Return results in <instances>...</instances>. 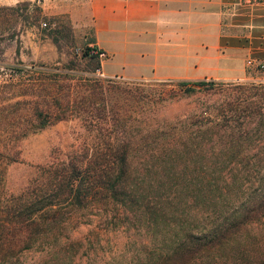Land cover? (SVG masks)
I'll use <instances>...</instances> for the list:
<instances>
[{
  "label": "rangeland",
  "instance_id": "374dc122",
  "mask_svg": "<svg viewBox=\"0 0 264 264\" xmlns=\"http://www.w3.org/2000/svg\"><path fill=\"white\" fill-rule=\"evenodd\" d=\"M78 1L0 0V85L10 78L6 66L21 63L27 68L44 65L49 71L71 67L68 72L76 76L127 83L142 93L141 101L150 92H161V97L141 102L142 110L149 107L152 114L135 116V130L143 132L147 124H171L180 140L190 132V151L181 144L177 151L176 168L186 178L179 185L183 193L174 202H163L178 205L179 214L190 206V213L180 215L171 226L149 229L142 219L105 217L111 205L102 214L99 208L76 211L58 235L35 241L29 248L16 245L13 223L3 225L8 210L35 194L46 165L79 154L98 140L78 118L30 129V97L15 95L20 88L17 79L16 89L0 87V239L1 246L12 252L7 264H156L155 258L174 236L183 240L191 231L200 238L202 231L224 227L230 215L246 216L253 206L254 216L221 244L198 253L190 264H264V214L258 206L264 199V81L217 80L185 92L176 84L181 79L108 76L103 73L106 58L97 57L100 67L95 69L96 60L84 55L91 46L76 33ZM125 65L131 72L146 70L143 64ZM23 126L28 131L19 136ZM133 157L140 167L146 155L139 151Z\"/></svg>",
  "mask_w": 264,
  "mask_h": 264
},
{
  "label": "trees",
  "instance_id": "16d2710c",
  "mask_svg": "<svg viewBox=\"0 0 264 264\" xmlns=\"http://www.w3.org/2000/svg\"><path fill=\"white\" fill-rule=\"evenodd\" d=\"M89 50H85L84 55L96 60L95 69H98L100 62ZM34 65L29 68L21 63L7 65L10 78L0 85L16 89L18 79L20 88L15 95L30 97L33 116L30 129L38 131L60 121L78 118L88 131L96 133L98 140L92 146L82 148L79 154L46 165L35 194L21 198L15 210H8L3 225L13 223L12 232H17L16 245L29 248L35 241L58 235L65 221L76 211L99 208L102 214L104 207L109 205L112 207H109L110 211L106 209L105 217L122 214L133 220L142 219L149 229L160 224L171 226L180 215H189L190 206H184L179 214L178 205L163 202H174L178 194L183 193L179 185L186 178L177 171L176 163L180 162L177 151L178 144L185 152L190 151V132L184 133L180 140L171 124H147L142 127L143 132L135 130L138 127L135 116L152 114L149 107L145 112L147 108L142 110L141 102L159 98L161 92H150L149 98L141 101L142 93H137V87H128L127 83L76 76L68 72L73 70L71 67L49 71L44 65ZM176 84L184 87L185 92H192L196 87L213 85V82L178 80ZM22 102L25 101H19ZM20 129L19 136L26 135L28 127ZM139 151L146 155L140 167L135 165L133 157ZM263 202L262 198L258 205L262 214ZM255 207L246 211V216L230 215L224 227H216L210 233L202 231L200 238H195L191 231L183 236V240L174 236L155 258L159 261L156 264H190L198 253L211 245L221 244L230 232L238 230L254 216ZM4 240L7 241L5 237ZM2 243L0 239V264H7L12 252L7 246H1Z\"/></svg>",
  "mask_w": 264,
  "mask_h": 264
},
{
  "label": "crops",
  "instance_id": "0c3cea01",
  "mask_svg": "<svg viewBox=\"0 0 264 264\" xmlns=\"http://www.w3.org/2000/svg\"><path fill=\"white\" fill-rule=\"evenodd\" d=\"M76 12V33L106 52L108 76L264 81L254 67L264 0H80ZM135 63L145 72L127 70Z\"/></svg>",
  "mask_w": 264,
  "mask_h": 264
},
{
  "label": "built area",
  "instance_id": "2783aa9c",
  "mask_svg": "<svg viewBox=\"0 0 264 264\" xmlns=\"http://www.w3.org/2000/svg\"><path fill=\"white\" fill-rule=\"evenodd\" d=\"M244 1L253 2L256 0H244ZM89 53L96 55L98 58H106L107 57V54L105 51L99 50V49L95 48L94 46H91ZM252 65H253L252 62H248V67H251ZM254 67H255V70L257 72H259L262 76H264L263 75L264 74V63L263 62L256 63V65Z\"/></svg>",
  "mask_w": 264,
  "mask_h": 264
}]
</instances>
